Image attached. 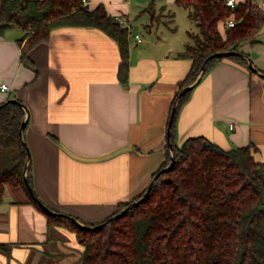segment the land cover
<instances>
[{"label": "crops", "instance_id": "crops-1", "mask_svg": "<svg viewBox=\"0 0 264 264\" xmlns=\"http://www.w3.org/2000/svg\"><path fill=\"white\" fill-rule=\"evenodd\" d=\"M175 1L87 0L89 9L102 4L113 19L131 25L135 16L147 30V37L127 30L125 86L116 77L117 43L98 28L52 29L48 41L28 53L33 70L19 59L24 32L12 27L0 35V85L8 87L0 90V104L13 98L27 109L23 138L32 188L50 210L98 223L140 194L164 161L171 102L191 67L177 54L196 32L185 10L186 38L178 42L167 34L176 28L150 25L145 8L153 3L171 21L170 13H179ZM250 2L264 14V0ZM253 42L239 50L264 71V21ZM175 133L177 145L196 136L224 150L250 145L254 160L264 164V78L231 60L218 62L180 107ZM82 249L73 231L49 224L23 191L4 187L0 264H77Z\"/></svg>", "mask_w": 264, "mask_h": 264}, {"label": "trees", "instance_id": "trees-1", "mask_svg": "<svg viewBox=\"0 0 264 264\" xmlns=\"http://www.w3.org/2000/svg\"><path fill=\"white\" fill-rule=\"evenodd\" d=\"M225 1H175L187 11L197 31L188 33L189 41L177 54L189 58L191 67L172 99L164 161L151 179L169 164L170 151L174 164L169 171L160 172L147 197L123 215L112 219L109 215L94 224L76 218L89 226L101 224L98 228L85 229L69 218L49 215L33 201L23 180L28 155L19 127L24 110L17 99L19 103L7 99L0 104V201L5 186L21 190L49 224L73 231L83 248L77 264H264V164L254 160L255 148L249 145L224 150L202 136L175 144L176 116L191 90L177 103L175 100L180 89L196 79L209 55L224 51L240 54L211 59L203 75L224 59L251 72L239 47L246 42L254 44L264 14L250 0L233 9L225 6ZM153 5L145 8L150 25L157 23ZM172 17L170 13L171 21ZM230 19L235 24L227 28L225 23ZM61 26L95 27L114 39L120 55L116 77L123 86L127 84L128 33L102 4L89 9L82 0H0V35L12 27L24 32L19 39V59L27 68L34 69L29 51L46 43L50 31ZM26 175L33 190L30 162ZM147 187L131 201L119 203L116 213L141 198Z\"/></svg>", "mask_w": 264, "mask_h": 264}, {"label": "water", "instance_id": "water-1", "mask_svg": "<svg viewBox=\"0 0 264 264\" xmlns=\"http://www.w3.org/2000/svg\"><path fill=\"white\" fill-rule=\"evenodd\" d=\"M238 56L240 55L238 52H235V51H224V52H217V53H214V54H211L209 55L205 60L204 62L202 63L201 65V68H200V71H199V74L198 76L196 77V79L189 85L187 86H184L180 89L179 93H178V96L175 100V103L178 102L179 100V97L186 94L188 91H190L191 89H193V87H195L199 81L201 80L204 72H205V66L206 64L208 63V61H210L211 59L215 58V57H223V58H227V57H230V56ZM242 58L247 62L248 64V68L249 70L252 72V73H255L257 74L258 76L260 77H263L264 78V73H262L261 71H259L257 68H255V66H253V64L250 62V60L248 59V57L246 55H242ZM10 102H16V103H19L16 99H9ZM20 106L22 107V109L24 110V117L22 119V122L20 124V127H19V134L22 136L23 134V129L27 123V117H28V112H27V109L26 107L20 103ZM174 114V109L171 110V113H170V119H169V123L171 122V117L173 116ZM170 147V145H169ZM26 148V152H27V160H26V163H25V168H24V174H23V180H24V183H25V186L31 196V198L33 199L34 202H36V204L41 208L43 209L46 213H48L49 215H53V216H60V217H65V218H69L74 224H76L77 226H80L82 228H85V229H94V228H98L101 226V224H98V225H95V226H89V225H84L82 224L81 222L77 221V219H75L74 217L72 216H69V215H66V214H63V213H59V212H55V211H52L50 210L47 206H45L41 200H39V198L34 194L33 190L31 189V187L29 186L28 182H27V175H26V170H27V167H28V164H29V161H30V158H29V152H28V149L27 147ZM174 164V155L172 153V151H170V162L169 164L162 168L160 170V172H166V171H169L172 166ZM159 172V173H160ZM159 173H157L152 179L151 181L149 182L148 184V187L147 189L145 190L143 196L141 198H139L138 200L132 202L125 210L121 211L120 213L116 214V215H113L110 217V219L112 218H116V217H119L121 215H123L129 208L137 205L138 203H140L141 201H143L148 193L150 192V189L154 183V181L156 180V178L158 177Z\"/></svg>", "mask_w": 264, "mask_h": 264}, {"label": "rangeland", "instance_id": "rangeland-1", "mask_svg": "<svg viewBox=\"0 0 264 264\" xmlns=\"http://www.w3.org/2000/svg\"><path fill=\"white\" fill-rule=\"evenodd\" d=\"M133 1H138V0H133ZM150 1V0H149ZM173 8H177V12H179L178 14H177V16L176 17H174L173 16V20L172 21H168L169 19H168V16H167V14L168 13H166L165 11H163L162 9H155L154 7H153V12H154V15H155V18L157 19V23H159L160 21H163V22H165L166 24H163V23H161L160 25H159V30L160 31H163L164 29H163V27L165 26V28H166V32H167V28H173V27H175L176 28V33H169V31L167 32V34L168 35H170L173 39L175 38L176 39V41H178L179 42V39L182 37V39H185L186 37H185V35H184V33H185V30L187 29V26L185 25V23L186 22H188L187 21V18L185 19V9L184 8H182V7H179V6H172ZM180 14H182V17H181V15ZM176 15V14H175ZM132 16V15H131ZM131 19L133 20V22L131 23V26H132V29L130 30V35H132L133 36V34L134 33H139L140 35H141V37H147V30L145 29V27H143L142 26V24L140 23V21L135 17V16H132L131 17ZM129 20H130V18H129ZM164 25V26H163ZM17 27H13L11 30H17L16 29ZM174 28V29H175ZM190 31V30H189ZM191 31H193V32H196L197 30H196V27L193 29V30H191ZM187 40V39H186ZM134 199V198H133ZM131 201V200H130ZM136 201V200H135ZM134 202V201H133ZM132 203V202H131ZM130 203V204H131ZM129 204V205H130ZM128 205V206H129ZM127 206V207H128ZM126 207V208H127ZM126 208H124V209H122V207L120 208V209H118V211H117V213H116V210L111 214L112 216L113 215H116V214H118V213H120L121 211H123V210H125ZM117 209V208H116Z\"/></svg>", "mask_w": 264, "mask_h": 264}, {"label": "built area", "instance_id": "built-area-1", "mask_svg": "<svg viewBox=\"0 0 264 264\" xmlns=\"http://www.w3.org/2000/svg\"><path fill=\"white\" fill-rule=\"evenodd\" d=\"M82 3L85 5L87 4V0H82ZM225 6L229 7V8H234L236 6V2L235 0H226L225 1ZM114 21L120 26V27H123L125 28L126 30H131L132 29V26L129 25L125 20H121L120 18H118L117 16L114 17ZM235 24V21L230 19V20H227L226 23H225V27L227 28H230L232 26H234ZM135 39H138L139 36L136 34L134 36ZM8 89L7 85L6 84H1L0 85V90L1 91H6Z\"/></svg>", "mask_w": 264, "mask_h": 264}]
</instances>
